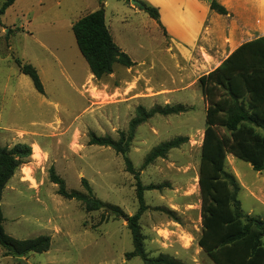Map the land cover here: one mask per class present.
Listing matches in <instances>:
<instances>
[{"label": "rangeland", "instance_id": "rangeland-1", "mask_svg": "<svg viewBox=\"0 0 264 264\" xmlns=\"http://www.w3.org/2000/svg\"><path fill=\"white\" fill-rule=\"evenodd\" d=\"M5 1L0 0V9ZM101 8L115 43L135 65L116 64L111 75L97 80L72 26ZM163 16L171 19L172 34L183 31L169 11ZM178 46L167 28L131 0H15L0 16V146L22 143L32 149L3 191V226L19 240L51 238L48 251L23 257L0 246V264H144L141 257L126 258L134 249L128 217L139 208L135 177L121 154L90 144V136L117 140L137 107L166 104L188 111L157 114L140 125L128 153L147 188V210L140 219L145 250L153 258L214 264L198 245L206 102L199 77L180 58ZM17 60L38 70L44 94L20 72ZM177 137L188 141L144 165L153 148ZM52 167L68 191L88 195L82 184L86 179L94 197L119 207L124 216L108 208L88 212L80 201L60 196L50 179ZM225 170L240 185L243 212L263 224L264 171L232 155Z\"/></svg>", "mask_w": 264, "mask_h": 264}, {"label": "trees", "instance_id": "trees-1", "mask_svg": "<svg viewBox=\"0 0 264 264\" xmlns=\"http://www.w3.org/2000/svg\"><path fill=\"white\" fill-rule=\"evenodd\" d=\"M14 2L6 0L0 9V16ZM138 7L163 27L158 8L145 1H141ZM210 8L218 14H228V10L216 0L210 1ZM72 30L77 46L97 80L111 75L116 64L126 68L135 65L115 43L104 8L79 19ZM16 62L20 72L32 80L39 93L44 94L38 70L32 64L20 60ZM198 85L207 106L199 167L202 233L198 245L214 264H264V223L243 212L239 199L240 185L234 175L225 170L226 159L232 155L249 163L256 172L264 171V36L241 44L216 69L199 77ZM187 111L188 108L181 104L156 105L150 110L139 106L128 130L120 132L117 140L94 134L90 136V144L110 147L121 154L127 171L136 180L139 208L133 216L128 217L134 249L126 254L127 259L141 257L144 264H183L167 255L150 257L145 250L140 219L147 210L144 196L147 188L143 186L140 172L134 168L128 153L140 125L157 114L168 116ZM187 141L185 137H177L156 146L144 165L165 158L172 149L179 148ZM31 155L32 149L27 144L19 143L12 148L0 146V200L7 183ZM50 179L58 185L60 196L80 201L86 211L108 208L124 216L119 207L109 206L94 197L86 179L82 180V184L88 195L68 191L65 181L56 174L54 167L50 169ZM3 222L0 207V246L9 255L23 257L31 252L43 253L50 249L49 236L19 240L6 233Z\"/></svg>", "mask_w": 264, "mask_h": 264}, {"label": "crops", "instance_id": "crops-1", "mask_svg": "<svg viewBox=\"0 0 264 264\" xmlns=\"http://www.w3.org/2000/svg\"><path fill=\"white\" fill-rule=\"evenodd\" d=\"M144 1L158 8L161 24L179 45L180 58L198 77L216 69L241 44L264 36V0H216L227 15L211 10V0ZM165 10L183 28L181 33L170 32Z\"/></svg>", "mask_w": 264, "mask_h": 264}, {"label": "water", "instance_id": "water-1", "mask_svg": "<svg viewBox=\"0 0 264 264\" xmlns=\"http://www.w3.org/2000/svg\"><path fill=\"white\" fill-rule=\"evenodd\" d=\"M131 3L137 6H140V1L131 0Z\"/></svg>", "mask_w": 264, "mask_h": 264}]
</instances>
